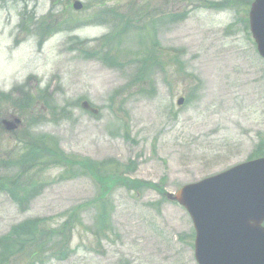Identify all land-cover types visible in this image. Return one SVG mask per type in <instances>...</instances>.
I'll return each instance as SVG.
<instances>
[{"label": "rangeland", "instance_id": "374dc122", "mask_svg": "<svg viewBox=\"0 0 264 264\" xmlns=\"http://www.w3.org/2000/svg\"><path fill=\"white\" fill-rule=\"evenodd\" d=\"M80 1L83 10L75 11L73 0H0V121L20 120L11 133L0 129V161L24 151L17 138L33 133L52 137L92 170L115 162L132 167L120 178H164L163 188L128 189L121 179L102 187L89 170L75 166L78 175L61 178L65 168L50 165L27 207L0 191V236L29 218L59 223L72 207L90 229H74L69 259L49 264H197L189 214L160 192L174 193L264 151V60L249 30L253 0H210L224 8L208 0ZM143 12L154 14L148 44ZM129 14L135 24L125 32L135 33L134 44L128 35L109 53L112 21L127 23ZM25 81L34 97L43 89L47 111L16 104V86ZM3 166L0 176L9 180L13 171ZM106 189L114 209L109 238L99 245L97 211L86 203Z\"/></svg>", "mask_w": 264, "mask_h": 264}, {"label": "trees", "instance_id": "16d2710c", "mask_svg": "<svg viewBox=\"0 0 264 264\" xmlns=\"http://www.w3.org/2000/svg\"><path fill=\"white\" fill-rule=\"evenodd\" d=\"M153 16L150 12V42H153V37L155 36ZM122 26L114 25L112 33L108 36L109 39L108 37L106 39L109 53L112 50L115 51L118 43H121L120 39L125 34L128 24L126 23ZM40 94L41 92H38L37 97L24 94L23 98L16 100V104H23V107L20 108L23 110L26 108L31 110L37 107L40 110L41 105L42 108L49 107V103L45 98L41 99ZM25 104L26 107H24ZM27 139L29 140V153L19 158L16 163H12L13 165H18L21 170L12 182L10 194L21 206L27 204L30 198H33L45 186L46 179L42 178L41 172L50 165L65 168V173L60 175L61 178L78 175L75 173V166H78V169L83 171L82 174H88L87 170H89L91 176L102 187L121 179L128 189L140 190L150 187L156 190V188H162V185L159 184L131 180L129 177L120 178V170L128 172L131 168L126 170L115 162H104L102 165L95 166L92 170L91 163L79 162L80 160L76 157L72 158L65 155L58 147L57 141L52 137L28 135ZM260 152L264 151L260 150ZM32 172H34L33 175L31 174ZM0 184L4 185L5 183L0 180ZM109 194L108 189L100 191L94 199L86 203L88 208L92 207L97 211L94 234L95 237H98L99 245L102 242V238L106 236L105 233L108 227L111 230L109 224L114 208H112L113 202ZM77 208L81 209V207ZM67 212L65 213L66 219L56 226L52 225L51 219L48 218L30 219L13 226L7 234L0 237V264H47L52 259L58 262L67 260L70 257L73 230L77 226L82 225L80 213L76 208H72ZM105 238L108 239L109 237Z\"/></svg>", "mask_w": 264, "mask_h": 264}, {"label": "water", "instance_id": "95a60500", "mask_svg": "<svg viewBox=\"0 0 264 264\" xmlns=\"http://www.w3.org/2000/svg\"><path fill=\"white\" fill-rule=\"evenodd\" d=\"M249 18L264 58V0L252 3ZM168 199L183 205L194 222L200 264H264V158L186 185Z\"/></svg>", "mask_w": 264, "mask_h": 264}, {"label": "bare ground", "instance_id": "6f19581e", "mask_svg": "<svg viewBox=\"0 0 264 264\" xmlns=\"http://www.w3.org/2000/svg\"><path fill=\"white\" fill-rule=\"evenodd\" d=\"M211 5H213V2L211 3Z\"/></svg>", "mask_w": 264, "mask_h": 264}]
</instances>
